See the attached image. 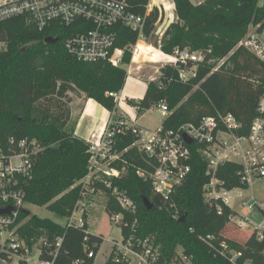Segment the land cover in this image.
Here are the masks:
<instances>
[{
    "label": "trees",
    "instance_id": "1",
    "mask_svg": "<svg viewBox=\"0 0 264 264\" xmlns=\"http://www.w3.org/2000/svg\"><path fill=\"white\" fill-rule=\"evenodd\" d=\"M148 0H131L133 11L143 14ZM177 21L163 32L160 48L171 53L175 48L204 51L195 77L183 82L177 69L165 64L155 82L147 84L143 96L136 102L137 114L164 101L170 113L162 121L164 128H175L184 122H197L202 116L217 111L231 113L246 132L256 114V104L261 91L264 66L245 48L236 47L250 23L264 19V4L258 0H203L194 4L190 0H174ZM162 18L155 7L146 17L144 36L151 35L155 23ZM79 29L78 24L52 23L38 30L26 16H15L0 22V149L4 154L17 153L18 143L26 139L27 149L35 142L38 149L32 155L31 176L20 183L26 203L45 208L59 217H68L80 196L79 181L88 173L89 142L67 126L70 91L83 92L107 110L114 101L109 92L123 88L126 71L123 67L105 61L86 63L70 56L64 41ZM117 45L134 43L137 33L118 27ZM57 38L56 43H45L46 37ZM23 48V49H22ZM210 50V52H207ZM130 52L124 55L129 62ZM224 62L214 69L217 62ZM56 98L58 104L51 108L48 100ZM63 100V101H61ZM66 103V111L61 104ZM63 105V104H62ZM119 159L112 162L118 168L125 166L120 178L112 179L116 186L127 192L136 203L135 214L122 209L111 195V189L98 183L107 195L105 210L108 215L122 212L123 222L118 225L123 239L153 236L169 259L178 245L185 254L192 256L193 264H226L215 256L199 236L212 235L214 241L225 240L231 247L242 251L243 259L252 264H264V237L258 240L254 233L244 243L223 235L235 212L218 200L221 213L203 198V184L208 181L206 162L192 149L191 170L183 182L168 196L155 193L149 179L137 175L138 169L149 171L133 149L125 148L132 142V135L116 136ZM236 163L225 162L218 166L216 177L228 190L246 187L237 174ZM146 197L152 203L147 209L142 202ZM184 215V221L180 217ZM28 219L18 227L19 234L28 243L45 234L49 246L43 245L41 258L53 259L54 264H94L95 256L103 242L101 234L87 228L66 226L47 217L30 214L23 209L17 222ZM132 225L134 230L131 229ZM238 228L236 225H234ZM61 236L59 246L53 239ZM55 249V255L50 254ZM93 256L89 257L88 253ZM112 248L103 264H128L121 257L116 261ZM120 256V255H119Z\"/></svg>",
    "mask_w": 264,
    "mask_h": 264
},
{
    "label": "built area",
    "instance_id": "2",
    "mask_svg": "<svg viewBox=\"0 0 264 264\" xmlns=\"http://www.w3.org/2000/svg\"><path fill=\"white\" fill-rule=\"evenodd\" d=\"M161 6L166 15L175 14L174 0H148L143 14L133 11L131 0H0V22L22 15L32 21L38 30H43L54 22L63 25L76 23L79 29L70 33L64 41L67 53L78 61H105L123 67L126 71V83L127 78L132 76L133 58L139 51L138 42L145 37L146 17L155 7L161 15ZM161 19L159 18L155 25ZM118 27L136 32V41L124 46L117 45ZM162 35L163 32L160 34L158 46H151L157 51L160 60L157 62L162 64L161 67L165 64L174 66L180 81L186 82L195 77L197 67L204 60L206 53L189 48H175L171 53H166L160 48ZM238 46L245 48L264 66V19L248 25L236 47ZM126 52L131 53L127 63L124 62ZM225 58L220 59L214 69L219 67ZM132 77L140 81L139 78ZM156 80L157 77H152L146 83ZM108 95L113 98L114 107L107 110V117L99 131L86 139L89 142L90 154L88 173L79 181L80 196L63 225L83 227L87 223L86 197L96 191L103 192L97 187L98 183L111 189V195L122 209L136 213V203L127 192L116 186L112 187V179L120 178L126 169L125 166L118 168L112 165L121 154L116 148L117 135H132V142L125 150L133 149L141 158L144 167L149 169H138L136 173L144 179H149L153 191L163 197H168L189 174L193 148L206 162L208 169L209 178L203 184L204 201L214 206L218 213L222 211L218 200L229 206L230 191L216 177L219 165L225 162L236 163L239 166L237 174L240 181L247 185L257 178H264V73L256 114L246 132H238L241 125L231 113L224 114L219 111L202 116L197 122L181 123L175 128H164L162 125L153 129L143 127L137 123L138 105L126 98L123 88L109 92ZM157 106L162 115H169L170 110L164 101L159 102ZM187 138L191 141L188 142ZM31 144L33 147L30 151L27 149L26 139L19 141L21 150L17 153L4 154L0 149V209L11 207L8 213L0 214V264H54L53 259L40 257L41 247L50 244L47 236L41 237L39 242L31 240L32 242L28 243L18 233L20 223L17 220L27 204L20 183L31 176L32 155L38 149L34 141H31ZM240 201L242 205H247L244 199L240 198ZM255 205L263 213L260 221L249 223L248 219L235 214L230 217V222L242 229L251 227L249 234L254 233L258 240H262L264 206L254 199L248 207L252 209ZM108 216L117 226L124 221L122 212ZM199 238L215 256L224 258L226 264H252L251 259H243L241 250L231 247L225 240L215 242L212 235H200ZM61 240V236L53 239L55 247L59 246ZM112 243L117 262L121 257L129 261L128 254L131 253L136 257L137 264H193L192 256L185 254L182 249L176 248L169 259L165 258L153 236L135 237L131 234L123 239L121 235L119 242ZM49 253L55 255V249ZM97 254L94 264H100L96 261ZM88 256L92 257L93 253L89 252Z\"/></svg>",
    "mask_w": 264,
    "mask_h": 264
},
{
    "label": "rangeland",
    "instance_id": "3",
    "mask_svg": "<svg viewBox=\"0 0 264 264\" xmlns=\"http://www.w3.org/2000/svg\"><path fill=\"white\" fill-rule=\"evenodd\" d=\"M190 1H192V3L194 4H197L199 2H202L203 0ZM263 1L264 0H258V4L262 5ZM161 10L163 17L160 22L155 25L154 31L151 33V35L144 37L141 42H138L139 45L149 47L147 54L141 55L135 60L136 62L132 63V76H134L135 78H139V80L142 82L137 83L135 82V79L129 76L126 83H124L125 88L123 86V93L124 95H126V98L131 101V103H136V100L140 99L143 96L146 89L145 82L150 81V78L152 77L155 78L159 76V70L162 64L160 62H157L159 61L158 55L156 57H151L149 54L151 52H157L153 47L158 46L160 34L164 32L169 24L177 21L175 14L171 15L168 13V11V15H166L162 6ZM4 48L5 43L0 42V49ZM72 97L76 98V94L72 93ZM47 102L49 105H51L52 109H55L56 105L58 104V100L56 98H52ZM62 104L60 105L61 109L66 111V103L62 102ZM67 106H69L70 110L69 118L67 119V126L73 127L77 123V129L79 130L77 131V133L80 138H85L84 136L87 135L88 131H90L93 126H96L98 123H100L105 114V111L102 108H97L94 110L93 104L87 102L84 106V111L82 105H80L76 109L78 114L80 112L82 113L83 111L82 115L79 114L80 116L76 117L78 114H74V116L71 117L70 104H68ZM92 110H94V114L90 113ZM165 117V115L161 114L158 106H153L150 109L145 110L141 115L137 116V123L143 127L153 129L159 127ZM240 198L244 199L245 202H247V205H242ZM254 199L257 202L262 203L264 206V178H257L253 180V182L251 184H248L246 187H238L230 190L228 203L230 208L238 217L248 219L249 223H256L262 219L263 213L257 205H255L252 209L248 207V204ZM86 202L87 204L85 208V218L87 220V228L92 233L101 234L104 239L96 257L97 263H100L104 261L109 254L112 246L114 245L112 242H119L121 240V230L119 226L115 225L109 219V216L105 210L107 195L104 192L96 191L94 193H90L86 197ZM26 208L29 209L30 214H35L39 217H47L60 224L65 223L66 217H59L55 213L47 210L45 206H35L27 203ZM28 217L29 216L19 221V226L22 225L28 219ZM234 225V222H230V224L224 229L223 235L229 239L244 243L250 233L251 227L242 229L239 227L236 228ZM131 229L134 230L133 225ZM44 236L45 234L40 235L37 239H35V242H39L41 240V237ZM176 248L178 250L182 249L180 245H178ZM128 256V264H137V259L133 254L129 253Z\"/></svg>",
    "mask_w": 264,
    "mask_h": 264
},
{
    "label": "crops",
    "instance_id": "4",
    "mask_svg": "<svg viewBox=\"0 0 264 264\" xmlns=\"http://www.w3.org/2000/svg\"><path fill=\"white\" fill-rule=\"evenodd\" d=\"M133 62H136L134 59H133ZM132 77V76H131ZM133 78V77H132ZM134 79V78H133ZM127 81V80H126ZM135 82H137V83H141L140 81H138V80H135ZM145 84H146V86H147V83L145 82ZM124 88H125V86H124ZM124 88H123V92H124ZM72 91H70L68 94H69V96L71 97V102L69 103L70 104V108H71V117H73L74 116V114L75 115H77L78 113H77V111H76V109L80 106V105H82V107H83V111H84V109H85V104L88 102V103H92L93 104V108H94V110L95 109H97V108H102L104 111H105V114H104V116H103V118H102V120L100 121V123H98L96 126H93L92 127V129L90 130V131H88V133H87V135L86 136H84L85 138L84 139H89L90 137H91V134H96L98 131H99V129L101 128V126L103 125V123H104V121H105V119H106V117H107V114H108V111H107V109H105L104 107H102L100 104H98L97 102H95L93 99H91V98H87V97H85V95H84V93L83 92H80V91H73L72 93H74V94H76V98H73L72 97V93H71ZM94 110H92L90 113L91 114H94ZM83 111H82V113H83ZM82 113L80 112L79 114L80 115H82ZM77 115L76 117H78V116H80V115ZM77 124V123H76ZM75 124V126H73V129H74V133L78 136V133H77V131H79L78 129H77V125ZM99 125V126H98ZM99 128V129H98ZM97 130V131H96ZM96 131V132H95ZM104 261H102V262H100V264H102Z\"/></svg>",
    "mask_w": 264,
    "mask_h": 264
},
{
    "label": "water",
    "instance_id": "5",
    "mask_svg": "<svg viewBox=\"0 0 264 264\" xmlns=\"http://www.w3.org/2000/svg\"><path fill=\"white\" fill-rule=\"evenodd\" d=\"M44 42H45V43H56V42H57V38H53V37L49 36V37H46V38L44 39ZM22 49H23V48H22ZM187 141L190 142L191 140L187 138ZM207 174H208V172H207ZM142 202H143V205H144L147 209H150V208L152 207V203L150 202V200H149L148 198L143 197V198H142ZM10 209H11L10 206H7V207H5V208H2V209H0V214H2V213H8V212L10 211ZM184 218H185V216L182 215V216L180 217V221H184Z\"/></svg>",
    "mask_w": 264,
    "mask_h": 264
},
{
    "label": "bare ground",
    "instance_id": "6",
    "mask_svg": "<svg viewBox=\"0 0 264 264\" xmlns=\"http://www.w3.org/2000/svg\"><path fill=\"white\" fill-rule=\"evenodd\" d=\"M138 49H139V51H138V53H136L135 55H134V60H136L138 57H140L141 55H143V54H147V51L149 50V47H144V46H142V45H139L138 44ZM151 57H156L157 56V54L156 53H150L149 54ZM160 61V60H159ZM131 76V75H130ZM99 126V125H98ZM99 129V128H98ZM97 131V130H96ZM95 131V132H96Z\"/></svg>",
    "mask_w": 264,
    "mask_h": 264
}]
</instances>
